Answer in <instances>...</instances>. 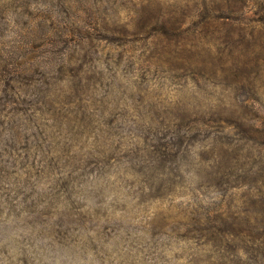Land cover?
Here are the masks:
<instances>
[{
	"label": "rangeland",
	"instance_id": "374dc122",
	"mask_svg": "<svg viewBox=\"0 0 264 264\" xmlns=\"http://www.w3.org/2000/svg\"><path fill=\"white\" fill-rule=\"evenodd\" d=\"M259 197L264 0H0V264H264Z\"/></svg>",
	"mask_w": 264,
	"mask_h": 264
},
{
	"label": "trees",
	"instance_id": "16d2710c",
	"mask_svg": "<svg viewBox=\"0 0 264 264\" xmlns=\"http://www.w3.org/2000/svg\"><path fill=\"white\" fill-rule=\"evenodd\" d=\"M257 201H259V203H264V197H259L257 199ZM260 210L258 212L262 213V215H264V207L259 208ZM244 230V229H243ZM248 232L250 234H253V238H252V242H255L257 241L259 243V245L261 246V249H264V226L261 225V226H258V225H255V224H252L249 226V228L247 229ZM248 233V234H249ZM221 244L219 243H216V242H213V246H217V250L221 249L222 247V241H220ZM215 244V245H214ZM225 246H229L231 247V249L233 250V254L234 255H238V254H241V255H247L248 253V246L247 245H238V244H224L223 247Z\"/></svg>",
	"mask_w": 264,
	"mask_h": 264
}]
</instances>
